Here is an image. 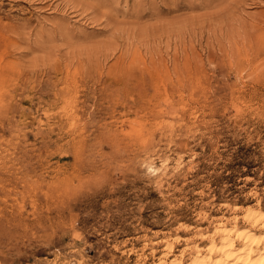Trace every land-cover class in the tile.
Wrapping results in <instances>:
<instances>
[{
  "label": "rangeland",
  "instance_id": "rangeland-1",
  "mask_svg": "<svg viewBox=\"0 0 264 264\" xmlns=\"http://www.w3.org/2000/svg\"><path fill=\"white\" fill-rule=\"evenodd\" d=\"M246 206L264 0H0V264H187Z\"/></svg>",
  "mask_w": 264,
  "mask_h": 264
},
{
  "label": "bare ground",
  "instance_id": "bare-ground-1",
  "mask_svg": "<svg viewBox=\"0 0 264 264\" xmlns=\"http://www.w3.org/2000/svg\"><path fill=\"white\" fill-rule=\"evenodd\" d=\"M233 209L239 210V207ZM233 217L232 224L222 222L212 232H198L206 240L205 244L181 249L182 253L189 251L187 264H264V211L246 206ZM238 218L242 219L243 226L238 224ZM178 262L172 260L169 264Z\"/></svg>",
  "mask_w": 264,
  "mask_h": 264
}]
</instances>
